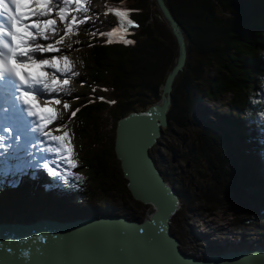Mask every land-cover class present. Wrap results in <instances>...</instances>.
Masks as SVG:
<instances>
[{"label":"trees","instance_id":"trees-1","mask_svg":"<svg viewBox=\"0 0 264 264\" xmlns=\"http://www.w3.org/2000/svg\"><path fill=\"white\" fill-rule=\"evenodd\" d=\"M165 1L183 28L187 59L173 82L168 125L161 134L173 126L181 129L191 123L198 126L197 134L186 140L182 150L172 148V152L196 171L195 177L202 179L197 180L193 174L187 184L184 177L175 174L178 170L175 164L166 166L160 156L153 157L181 202L171 218V233L180 239L179 214L184 209L190 212L194 202L203 200L205 209L211 212L227 209L230 198L238 200V205L233 204L234 208L229 205V209L242 213L236 218L239 224L254 222L253 226L263 232L264 0ZM106 5L130 10L129 18L139 27L130 26L125 38L134 43H107L95 36L85 37L87 52L75 55L85 65L81 72L82 90L106 87L110 98L100 99L102 96L91 90L93 96L74 107L73 110L79 111L64 122L67 128L63 131H69L78 140H86L82 165L92 183L101 187L108 183L110 190L131 197L114 152L116 123L129 112L144 110L159 100L161 87L177 56V45L153 0H102L105 10ZM81 39L79 34L74 35L70 42L79 44ZM206 72L213 75L200 88L196 82H202ZM197 94L201 97H196ZM226 96L227 110L217 113L219 121L208 123L191 116L196 100L202 97L218 100ZM104 113L111 119V134L102 132ZM248 152H257L260 163L250 161ZM10 167L11 162L0 155V222L62 220L69 215L68 205L62 199L58 204L48 203L53 199L51 196L61 194L56 180L39 174L32 178L26 170ZM38 184L45 185V191L39 192ZM255 188L261 191H255L249 199L243 198L246 189ZM65 199L72 201L73 197ZM109 207H112L109 201L104 199L96 206H88L86 211H74L81 217L114 214L107 212ZM240 236V243L227 241L216 252L256 247L247 242L244 231ZM260 245H264V240Z\"/></svg>","mask_w":264,"mask_h":264},{"label":"water","instance_id":"water-1","mask_svg":"<svg viewBox=\"0 0 264 264\" xmlns=\"http://www.w3.org/2000/svg\"><path fill=\"white\" fill-rule=\"evenodd\" d=\"M153 1L175 39L177 56L159 100L119 118L114 140L115 156L131 197L150 205L151 212L142 221L110 214L0 222V264H264V245L198 258L184 253L171 233V218L181 202L156 166L151 150L168 125L173 82L184 69L187 42L166 1Z\"/></svg>","mask_w":264,"mask_h":264},{"label":"rangeland","instance_id":"rangeland-1","mask_svg":"<svg viewBox=\"0 0 264 264\" xmlns=\"http://www.w3.org/2000/svg\"><path fill=\"white\" fill-rule=\"evenodd\" d=\"M105 13L106 10L102 6V0H90L88 15L91 16V20H89V22L86 24L79 25L78 29V34L82 38L81 43H71V48L61 47L60 52L42 54V57L68 55L74 65L73 70L78 73V75L73 76L70 80L71 94L65 96L63 93H61L59 97L61 99V104L52 105V107L59 109L63 120L49 125L50 128L54 129L57 124L64 123L69 118L70 112L75 106L79 105L90 96H93V91L91 90H95V92L98 94L97 96H102L104 99L110 98L109 90L106 87L95 86L90 91L82 90V80H84V78H82L81 72H84L85 65L77 61L78 57L75 56L76 53L87 52L88 44L84 42L85 37L95 36L100 40V42H106L108 37L106 35H99L98 33H107L114 27L118 26V17H116V15L112 12H108L107 14ZM80 15L81 17L83 16V14ZM61 28H63V25H61ZM93 33H96V35H93ZM61 34L63 33L61 32ZM73 36L74 35H72L71 38H73ZM70 41L66 39L65 43ZM40 42L46 44L49 41L41 40ZM38 58H41V55L38 54ZM46 71L52 72L54 70L46 69ZM56 74L61 79L64 78L63 74L58 72ZM212 75L213 72H206V77H204V80L202 79V82L198 81L196 83L200 88H203L207 83L206 81H208L207 79ZM85 88L86 87L84 86V89ZM196 97H201V95L197 94ZM227 99L228 96L218 100L202 97L201 100H196L193 103L191 116L197 120L208 123L209 121L217 122L220 120V116L217 113H222L227 110ZM64 102L69 103L71 108L65 110L63 108ZM104 115L105 116H103L102 120V132L111 134V119L108 114L104 113ZM198 129V126L193 123H191L186 129L173 126V128L166 130L163 134H161L158 143H156L151 150L152 154H154L152 156H160L164 162V165L170 166V164H175L178 168L175 174L178 177H184L187 184L190 182L191 176L193 174L194 178L197 180L202 179L195 177L196 171L193 170L189 165H186L184 159L175 156L172 152V148L178 149L179 151L182 150V146L186 143V140L196 135ZM1 134L8 137V139L6 142L0 143V155L11 161V158L9 159L11 152L15 158V160L13 159V162L11 163L14 168L18 169L24 167L28 170L30 169L29 172L32 177L37 175L38 169H41L47 175L52 176L59 183L61 194L56 197L51 196L53 199L49 200L48 203L50 204L53 202L54 204H58L60 199L66 202L68 205L67 213L69 215H65V218L62 220H71L79 216L76 215L77 213H75V209L86 211L88 206H96L104 199H107L109 201V205L112 206L109 207V211L107 212L124 216L128 219L142 221L150 213V205H145L135 201L133 198L128 196V193H120L110 190L108 183H104L103 187H101L97 183H92L89 180L88 175L86 174L82 165V157L85 153L86 140H78L73 134L70 133L71 145L73 146L75 153L74 159L76 162L75 167H70L64 161L60 160L57 154L44 150L48 146L49 142H47L45 138L39 133H37V135H29L27 138L24 135H21L23 142L12 141L10 137L11 135L6 133ZM10 144L12 145L11 148L9 147ZM4 148L8 149L9 151L5 150ZM254 149L255 148H252L251 150ZM33 153H35V155H32ZM249 156H251L250 161L253 163H260L257 152H248L247 157ZM173 157L175 158V162H172ZM53 161H56V163H53ZM262 162L264 165V161ZM45 164H47L48 167H44ZM53 168L57 172L56 175L52 174L51 169ZM37 189L39 192H42L45 191L46 186L39 184L37 185ZM255 191L259 192L261 190L260 188H255L253 190L246 189V193L243 198L249 199V196L253 195ZM69 196L73 197L72 201L65 199ZM228 201L230 203L227 204V209L219 208L209 212L205 209L207 207L205 202L203 200H198L192 204L190 212L187 209H184V211L180 212L178 217L180 227L179 242L181 250L184 253L196 256L198 258H203L208 251L216 252L217 250L224 248L227 241H233L237 244L240 243V233L243 231L245 233V239L248 243L254 246L260 245V241L264 240V231L259 232V230L256 229V226H253L254 222H251L249 225L239 224L236 218L241 216L242 213L239 211H231L230 209L232 208L229 209V205H231L233 208L234 206H237L238 200L235 198H230ZM92 210L94 211L95 209ZM92 215L98 216V213H93Z\"/></svg>","mask_w":264,"mask_h":264},{"label":"snow or ice","instance_id":"snow-or-ice-1","mask_svg":"<svg viewBox=\"0 0 264 264\" xmlns=\"http://www.w3.org/2000/svg\"><path fill=\"white\" fill-rule=\"evenodd\" d=\"M11 5L15 6L14 11ZM89 5L90 0H0V133H16L11 136L12 141H19L21 135L27 138L39 133L49 142L44 150L57 154L70 167H75L76 162L71 135L63 131L67 125L59 123L54 129L49 125L63 120L59 109L52 105L61 104V93L65 96L71 94L70 80L78 73L73 70L74 65L68 55L42 57V54L72 47L71 42L65 41H70L72 35H78L79 25L91 20ZM129 11L106 5L105 14L112 12L119 21L111 31L98 33L108 37L107 43H134L125 38L130 26L139 27L129 18ZM41 40L49 42L45 44ZM57 72L64 78L57 76ZM63 108L68 110L71 105L64 102ZM78 111H71L69 120ZM56 132L62 134L57 135ZM7 139L0 134V143ZM51 171L53 175L57 174L54 168ZM22 255L27 256V253Z\"/></svg>","mask_w":264,"mask_h":264},{"label":"bare ground","instance_id":"bare-ground-1","mask_svg":"<svg viewBox=\"0 0 264 264\" xmlns=\"http://www.w3.org/2000/svg\"><path fill=\"white\" fill-rule=\"evenodd\" d=\"M19 142H21V141H19Z\"/></svg>","mask_w":264,"mask_h":264}]
</instances>
